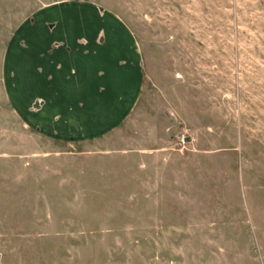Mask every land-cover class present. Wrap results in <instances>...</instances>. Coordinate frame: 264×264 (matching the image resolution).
Masks as SVG:
<instances>
[{"label": "rangeland", "instance_id": "374dc122", "mask_svg": "<svg viewBox=\"0 0 264 264\" xmlns=\"http://www.w3.org/2000/svg\"><path fill=\"white\" fill-rule=\"evenodd\" d=\"M67 1L130 33L137 99L89 139L0 122V264H263L264 0Z\"/></svg>", "mask_w": 264, "mask_h": 264}, {"label": "crops", "instance_id": "0c3cea01", "mask_svg": "<svg viewBox=\"0 0 264 264\" xmlns=\"http://www.w3.org/2000/svg\"><path fill=\"white\" fill-rule=\"evenodd\" d=\"M137 55L130 33L95 5L0 0V122L61 142L96 137L134 107Z\"/></svg>", "mask_w": 264, "mask_h": 264}, {"label": "built area", "instance_id": "2783aa9c", "mask_svg": "<svg viewBox=\"0 0 264 264\" xmlns=\"http://www.w3.org/2000/svg\"><path fill=\"white\" fill-rule=\"evenodd\" d=\"M186 135L183 133H180L179 137L177 138V141L179 144H183L186 141ZM263 264H264V260H263Z\"/></svg>", "mask_w": 264, "mask_h": 264}]
</instances>
